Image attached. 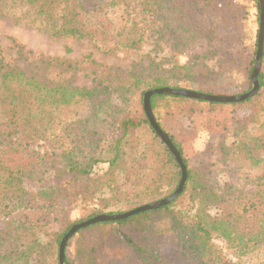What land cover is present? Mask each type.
<instances>
[{"label":"trees","instance_id":"obj_1","mask_svg":"<svg viewBox=\"0 0 264 264\" xmlns=\"http://www.w3.org/2000/svg\"><path fill=\"white\" fill-rule=\"evenodd\" d=\"M4 8L24 10L22 18L52 39L87 42L104 56L139 51L147 18L170 42L171 56L166 64L152 63L151 76L113 78L115 85L92 88L74 87L68 76L50 82L27 77L16 64L28 59L25 46L8 38L15 59L0 48V264H59L61 240L75 224L114 215L110 209L143 206V199L166 198L180 184L174 156L145 114L131 112L133 96L139 94L143 105V95L160 88L213 95L234 72L245 76L248 89L232 82L229 88L248 93L258 32L249 52L245 10L236 0H0ZM86 60L94 62L90 55ZM211 60L221 75L209 69ZM263 60L264 41L260 65ZM60 62L64 71L77 69ZM58 63L50 59L46 66ZM257 82V93L241 103L152 96L154 119L186 169L182 193L158 210L78 231L72 262L65 250L63 264H264V134L251 136L250 119L234 116L264 91L261 69ZM252 110L258 115V108ZM203 134L218 141L196 151L193 144ZM39 143L58 153L38 152ZM216 159L229 182L214 177ZM101 166L106 169L98 174ZM50 180L64 181L35 192L24 187L25 181ZM238 182L252 189L230 198ZM77 208L83 213L71 220ZM167 238L173 249L164 245Z\"/></svg>","mask_w":264,"mask_h":264},{"label":"rangeland","instance_id":"obj_2","mask_svg":"<svg viewBox=\"0 0 264 264\" xmlns=\"http://www.w3.org/2000/svg\"><path fill=\"white\" fill-rule=\"evenodd\" d=\"M139 1V0H137ZM240 5L244 6L245 16L243 19L244 29L248 35V46L251 47L249 52L252 51V43L255 38L256 32H258V23H257V8L256 1L254 0H236ZM136 14L138 9L135 8ZM25 15V11L19 8H4L0 10V48L3 49L5 55L11 59H15L16 55L14 52L9 50V40L8 38L14 39L17 43L24 45L25 50L28 53L27 60H18L16 61L17 66L24 72L27 77H34L39 81L50 82L57 81L58 79L65 78L68 76V80L74 87L78 88H92L97 83L101 82L102 84L115 85V82L118 80H123L128 77L140 76L147 77L152 75L151 64H166V60L171 56L170 42L168 40V34L160 36L158 34L161 25L158 22L150 21L148 18L146 21V34L147 40L146 43L141 47L137 52H120L115 56H104L93 46L87 42H76L72 39H52L46 34V32L39 27L38 25H30L27 23L22 16ZM142 15L139 13L138 17ZM163 33V32H162ZM90 55V60H86V57ZM57 60L59 63L57 65H52L47 68V60ZM60 61H67L73 63L77 66L75 71H64V64ZM180 62H183V59H180ZM209 69L222 74V70L217 68L215 65V60L207 62ZM106 69H110L111 76H108ZM260 69L264 72V60ZM260 71V70H259ZM229 76V77H228ZM226 75L227 84L222 91H216L213 95L219 96H237L241 95L240 90H232L229 88V82L236 84L237 86L243 88V90L248 89V85H245V76L241 72L232 73ZM116 78V79H113ZM252 84V83H251ZM252 88V85H251ZM249 89V91L251 90ZM114 102L118 100L114 99ZM256 103L248 107H239L238 110H235V118L238 119H250L248 122V133L251 136L259 137L264 134V111L261 112V108H264V91L259 98L256 99ZM131 112L139 115L143 111V105L141 104V99L139 94H135L131 100L130 104ZM252 108H258L257 112L253 113ZM153 113V112H152ZM258 116V123L254 118ZM3 119L0 116V123H3ZM233 139H228L230 143ZM206 141H212L216 143L218 141V136L207 137L203 134L200 138L194 142L193 147L196 151H201L206 143ZM15 146V145H14ZM16 148V147H15ZM35 149L38 152H56L57 149L53 148V145L39 143L36 145ZM248 165V164H247ZM248 167H250L248 165ZM106 169V166H101L98 170V174L102 173ZM212 171L214 172V177L218 179L222 184L229 182L227 177V172L225 166L219 162L217 159L213 161L211 166ZM258 167L251 168L252 172H256ZM248 170V169H247ZM249 170V171H250ZM69 180V178L67 179ZM64 180H50L46 183L36 184L30 181L24 182V187L29 192H35L38 189H41L49 185H57ZM234 188L238 191L231 193V197L239 195V190H242L243 193H247L252 189L251 186L238 182ZM163 198H158L161 200ZM156 200L143 199L141 200V205L150 204ZM127 205L122 208V212L117 213L115 209H110L115 214H120L127 212L137 206ZM135 206V207H134ZM83 210L81 208L75 209L70 213V219L75 220L81 217ZM2 222L0 221V227ZM74 237V236H73ZM73 239V238H72ZM70 240L66 248V256L70 262H72V246L73 240ZM164 245L166 247L174 248V244H171L169 238L165 239ZM227 254H230L229 251H226ZM259 258V256L255 257Z\"/></svg>","mask_w":264,"mask_h":264},{"label":"water","instance_id":"obj_3","mask_svg":"<svg viewBox=\"0 0 264 264\" xmlns=\"http://www.w3.org/2000/svg\"><path fill=\"white\" fill-rule=\"evenodd\" d=\"M259 6H260V18H259V30H258V40H257V54H256V62L253 69V73L251 75V82H252V88L251 90L243 95H237V96H219V95H208V94H202L197 92H192L188 90H176L172 88H160V89H154L149 90L143 95V111L144 114L151 126V128L155 131L158 138L163 142V144L169 149L171 154L174 156L176 162L180 166L182 176L181 181L178 186V188L169 196L166 198H163L161 200L152 202L150 204H146L137 208H134L132 210H129L127 212H124L122 214H114V215H100L96 216L94 218H91L89 220H86L84 222H81L79 224H75L71 227V229L65 234V236L62 238L60 246H59V264H63L64 256H65V250L67 248V245L69 241L73 238V236L80 230L87 228L89 226L98 224V223H106V222H115L120 220H125L131 216L137 215L139 213L147 212V211H153L158 210L160 208H163L165 206H168L171 204L181 193L185 185L186 181V169L181 161V158L176 151V149L171 144L169 138L165 133H163L159 126L157 125L151 107H150V99L154 95H167V96H180L183 98H187L190 100H198V101H204L209 103H241L244 102L250 98H252L258 91V82H257V74L260 70V61H261V55L263 50V41H264V1L258 0Z\"/></svg>","mask_w":264,"mask_h":264}]
</instances>
